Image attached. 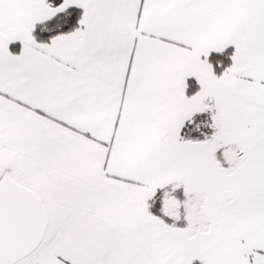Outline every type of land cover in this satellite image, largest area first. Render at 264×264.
I'll use <instances>...</instances> for the list:
<instances>
[{"label": "snow or ice", "instance_id": "1", "mask_svg": "<svg viewBox=\"0 0 264 264\" xmlns=\"http://www.w3.org/2000/svg\"><path fill=\"white\" fill-rule=\"evenodd\" d=\"M0 264H264V0H0Z\"/></svg>", "mask_w": 264, "mask_h": 264}]
</instances>
